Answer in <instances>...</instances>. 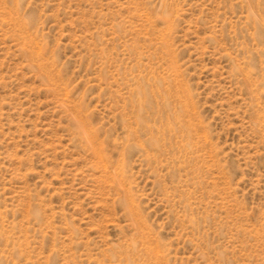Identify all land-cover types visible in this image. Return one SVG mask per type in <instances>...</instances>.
Returning <instances> with one entry per match:
<instances>
[{"label":"rangeland","instance_id":"1","mask_svg":"<svg viewBox=\"0 0 264 264\" xmlns=\"http://www.w3.org/2000/svg\"><path fill=\"white\" fill-rule=\"evenodd\" d=\"M0 264H264V0H0Z\"/></svg>","mask_w":264,"mask_h":264}]
</instances>
